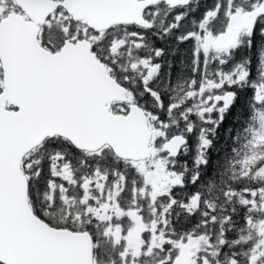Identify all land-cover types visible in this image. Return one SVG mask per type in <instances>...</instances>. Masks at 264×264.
<instances>
[{
	"label": "snow or ice",
	"instance_id": "1",
	"mask_svg": "<svg viewBox=\"0 0 264 264\" xmlns=\"http://www.w3.org/2000/svg\"><path fill=\"white\" fill-rule=\"evenodd\" d=\"M0 264H264V0H0Z\"/></svg>",
	"mask_w": 264,
	"mask_h": 264
},
{
	"label": "trees",
	"instance_id": "2",
	"mask_svg": "<svg viewBox=\"0 0 264 264\" xmlns=\"http://www.w3.org/2000/svg\"><path fill=\"white\" fill-rule=\"evenodd\" d=\"M229 126H232L233 128L236 127V125L233 122V118L231 120H227L226 122H224V124L221 126L220 128V135L218 137V139L215 142V148L213 149V151L211 152V157L213 158V161L217 163V161H219L220 158V154H221V149L223 148V146H231V140L227 139L225 136V129L229 128ZM226 152V149H224Z\"/></svg>",
	"mask_w": 264,
	"mask_h": 264
},
{
	"label": "flooded vegetation",
	"instance_id": "3",
	"mask_svg": "<svg viewBox=\"0 0 264 264\" xmlns=\"http://www.w3.org/2000/svg\"><path fill=\"white\" fill-rule=\"evenodd\" d=\"M232 119V116H229L226 120H225V122L227 121V120H231ZM231 146H223V148L221 149V154H220V158H219V161H222V159H223V157H224V155L226 154V152H225V150L224 149H226L227 150V148H230ZM211 154V153H210ZM216 167V162H214L213 161V158L211 157V155H210V164H209V167H208V173L209 174H211L212 173V171H213V169Z\"/></svg>",
	"mask_w": 264,
	"mask_h": 264
}]
</instances>
